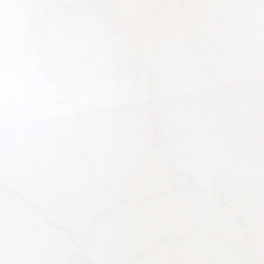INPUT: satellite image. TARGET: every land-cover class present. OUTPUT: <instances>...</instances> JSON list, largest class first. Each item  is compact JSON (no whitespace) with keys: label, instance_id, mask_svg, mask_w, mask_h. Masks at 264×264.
<instances>
[{"label":"water","instance_id":"obj_1","mask_svg":"<svg viewBox=\"0 0 264 264\" xmlns=\"http://www.w3.org/2000/svg\"><path fill=\"white\" fill-rule=\"evenodd\" d=\"M264 264V0H0V264Z\"/></svg>","mask_w":264,"mask_h":264},{"label":"snow or ice","instance_id":"obj_2","mask_svg":"<svg viewBox=\"0 0 264 264\" xmlns=\"http://www.w3.org/2000/svg\"><path fill=\"white\" fill-rule=\"evenodd\" d=\"M119 264H135V262H133V261H122V262H119ZM145 264H147V262H145Z\"/></svg>","mask_w":264,"mask_h":264}]
</instances>
